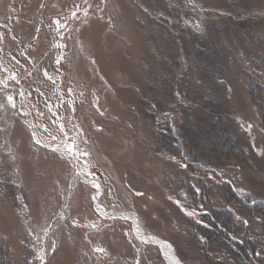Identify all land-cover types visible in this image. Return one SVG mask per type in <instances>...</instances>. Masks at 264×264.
<instances>
[{
	"label": "rangeland",
	"instance_id": "374dc122",
	"mask_svg": "<svg viewBox=\"0 0 264 264\" xmlns=\"http://www.w3.org/2000/svg\"><path fill=\"white\" fill-rule=\"evenodd\" d=\"M262 105L264 0H0L2 264H264Z\"/></svg>",
	"mask_w": 264,
	"mask_h": 264
},
{
	"label": "trees",
	"instance_id": "16d2710c",
	"mask_svg": "<svg viewBox=\"0 0 264 264\" xmlns=\"http://www.w3.org/2000/svg\"><path fill=\"white\" fill-rule=\"evenodd\" d=\"M189 86V85H188ZM189 94L192 96V97H196V94H197V92H192V93H190L189 92ZM262 108H263V110H264V106L262 105ZM222 113H225L224 111L222 112ZM211 122L213 123V125L216 127L217 126V124H220V121L218 120V119H215V120H211ZM217 133L218 134H220L221 135V133L222 134H224V137H225V140H226V143L224 144V146H222V147H226V148H229L230 149V145L232 146V145H234V148H235V150H237L238 152H239V147H237L236 146V142L234 143H231V141H230V139H229V137H228V135H227V132H226V130H225V128H223V127H220V129L217 131ZM214 144V143H213ZM221 147V146H220ZM221 147V148H222ZM215 152H216V155H219V148H216V150H215ZM230 152V151H229ZM187 196H188V198H189V200H190V203L191 204H193V205H195V203H196V200H197V202L198 201H200L201 200V197L203 196V194L201 193L200 194V196L198 197V196H196L195 195V193L193 192V190L192 189H190V188H187ZM197 205V204H196ZM214 215H217V213H215ZM217 229V228H216ZM213 232H214V229L212 230ZM215 233V232H214ZM216 233H220V235L221 234H223L224 233V231L222 232V228L219 230V229H217V231H216ZM6 257V253L4 252V251H2L1 252V250H0V264H2V262H1V259L2 258H5ZM5 264V263H4Z\"/></svg>",
	"mask_w": 264,
	"mask_h": 264
},
{
	"label": "bare ground",
	"instance_id": "6f19581e",
	"mask_svg": "<svg viewBox=\"0 0 264 264\" xmlns=\"http://www.w3.org/2000/svg\"><path fill=\"white\" fill-rule=\"evenodd\" d=\"M95 200V199H94ZM126 217L132 222V223H134L133 224V227H136L137 228V226H136V223L133 221V219L131 218V216L130 215H127L126 214ZM138 229V228H137ZM139 232H140V237H144V233L142 232V231H140L139 230ZM149 239H150V241H152L153 243H155L156 245H158L164 252H166V253H168L169 254V250L161 243V242H159L156 238H154V237H149ZM170 258H171V260L173 261V263L174 264H179L172 256H170Z\"/></svg>",
	"mask_w": 264,
	"mask_h": 264
}]
</instances>
